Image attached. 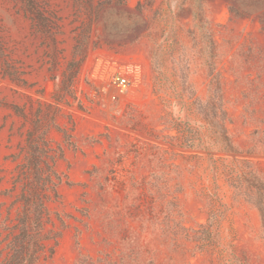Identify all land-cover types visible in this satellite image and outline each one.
Here are the masks:
<instances>
[{
    "label": "rangeland",
    "instance_id": "374dc122",
    "mask_svg": "<svg viewBox=\"0 0 264 264\" xmlns=\"http://www.w3.org/2000/svg\"><path fill=\"white\" fill-rule=\"evenodd\" d=\"M38 181L39 264H264V0H0V264Z\"/></svg>",
    "mask_w": 264,
    "mask_h": 264
},
{
    "label": "trees",
    "instance_id": "16d2710c",
    "mask_svg": "<svg viewBox=\"0 0 264 264\" xmlns=\"http://www.w3.org/2000/svg\"><path fill=\"white\" fill-rule=\"evenodd\" d=\"M228 149L224 151H233L230 141L226 138ZM38 189L33 196H25L26 209L19 220L17 229L19 233L8 245L9 258L4 264H39L47 253L48 241L54 236L44 234L45 222L43 221L45 214L48 215L47 202L50 200V194L45 192L49 186V182L38 181ZM35 207V217L31 216L30 209ZM259 210L264 220V206L262 202L258 204ZM219 219L216 211H211L209 218V227L206 228V234L210 237L212 232V224L214 225ZM49 223V221L47 222Z\"/></svg>",
    "mask_w": 264,
    "mask_h": 264
},
{
    "label": "built area",
    "instance_id": "2783aa9c",
    "mask_svg": "<svg viewBox=\"0 0 264 264\" xmlns=\"http://www.w3.org/2000/svg\"><path fill=\"white\" fill-rule=\"evenodd\" d=\"M89 70L91 77L98 80L104 88H113L118 93H126L130 86V80L122 65L116 61L109 63L104 57L98 56L92 62ZM115 99V96L113 95Z\"/></svg>",
    "mask_w": 264,
    "mask_h": 264
}]
</instances>
